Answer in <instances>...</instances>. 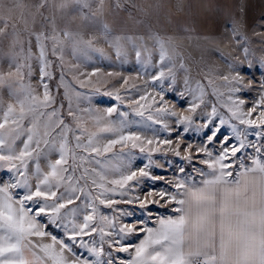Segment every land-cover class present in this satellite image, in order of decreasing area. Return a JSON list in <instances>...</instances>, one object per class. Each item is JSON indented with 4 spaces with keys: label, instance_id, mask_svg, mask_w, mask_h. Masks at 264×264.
<instances>
[{
    "label": "snow or ice",
    "instance_id": "6c2138e0",
    "mask_svg": "<svg viewBox=\"0 0 264 264\" xmlns=\"http://www.w3.org/2000/svg\"><path fill=\"white\" fill-rule=\"evenodd\" d=\"M0 264H264L247 0H0Z\"/></svg>",
    "mask_w": 264,
    "mask_h": 264
},
{
    "label": "crops",
    "instance_id": "0c3cea01",
    "mask_svg": "<svg viewBox=\"0 0 264 264\" xmlns=\"http://www.w3.org/2000/svg\"><path fill=\"white\" fill-rule=\"evenodd\" d=\"M196 0H193L195 3ZM248 15L251 25L257 23L264 13V0H247Z\"/></svg>",
    "mask_w": 264,
    "mask_h": 264
},
{
    "label": "rangeland",
    "instance_id": "374dc122",
    "mask_svg": "<svg viewBox=\"0 0 264 264\" xmlns=\"http://www.w3.org/2000/svg\"><path fill=\"white\" fill-rule=\"evenodd\" d=\"M252 26L256 28H260V30H264V13L261 16V18L257 21V23L253 24ZM245 72L246 74H250V72L247 69H245ZM259 74H260L259 70L257 69L256 75L259 76ZM101 99H103L104 102H107V98H101Z\"/></svg>",
    "mask_w": 264,
    "mask_h": 264
}]
</instances>
